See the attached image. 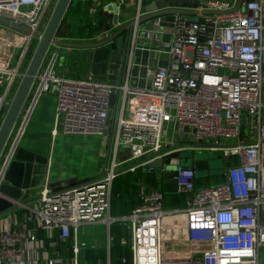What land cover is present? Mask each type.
Listing matches in <instances>:
<instances>
[{
  "label": "built area",
  "instance_id": "built-area-1",
  "mask_svg": "<svg viewBox=\"0 0 264 264\" xmlns=\"http://www.w3.org/2000/svg\"><path fill=\"white\" fill-rule=\"evenodd\" d=\"M53 1L0 0V18L29 31L0 23L7 30L0 33L3 114L9 105L4 97L13 83L17 87L20 69L33 52L30 43L37 39L31 33L41 34ZM91 1L98 6L112 1L120 12L123 0ZM193 1L195 19L171 15L169 38L163 39V31L139 28L136 20L147 12L143 1L135 0L118 81L60 74L57 52L47 48L20 123L13 124L0 152V183L43 93L55 95V113L65 133L108 132L107 162L87 180L42 189L23 202L7 198L12 205L0 213V264H79L83 243H77L78 227L99 223L107 230L115 222L128 228V239H121L120 245L129 247V264H259L258 251L264 247V0H240L235 10L238 0ZM145 22L163 29L161 17L141 24ZM122 23L117 21L118 26ZM136 50L163 54L167 62L142 67L133 61ZM135 65L142 68V85L131 75ZM179 135L193 141L180 142ZM224 139L232 142L221 145ZM201 149L228 160L221 169L223 181L194 186L195 171L170 158L173 192L183 195V206L164 207L163 192L150 189L139 193L128 215L110 216L111 184L117 175L171 153ZM174 226L184 229L185 237L178 241L186 243L184 252H175L170 238L163 236L162 230Z\"/></svg>",
  "mask_w": 264,
  "mask_h": 264
},
{
  "label": "crops",
  "instance_id": "crops-1",
  "mask_svg": "<svg viewBox=\"0 0 264 264\" xmlns=\"http://www.w3.org/2000/svg\"><path fill=\"white\" fill-rule=\"evenodd\" d=\"M126 1L128 0H123V3ZM130 1L133 2V10L131 11V14L127 15L125 12H119V21H123L122 25L125 24V22L129 20V18H131L132 14L134 13L135 0ZM150 1L152 0H146V3H143L144 6ZM88 2V9H90V20L93 21L96 15H101L103 17L101 29L95 32L90 31L91 28L89 24L87 26V30L92 33L91 35L88 36L87 34L90 33H88V31L86 30L83 33L86 38L81 39L76 37L75 39H69L70 41L90 43L95 42L99 39H104L109 34V32L103 31L106 24H108V27L110 26V22H108V20L100 13V9L103 6L102 4L107 5L113 4L114 2L104 1L101 4L98 3L99 6L96 5L93 1L89 0ZM166 2H170V4L183 5L184 7H190L191 3L194 1L168 0ZM93 9H95V12H93ZM189 9H191V7ZM168 15L171 14H167V17L161 16V19L163 21V39H168L169 33L171 31L170 22L173 17H169ZM110 30L111 32L116 31L115 28H112ZM95 35L97 36L96 38ZM59 39L67 40L64 38ZM105 47L106 45L102 46L101 49ZM51 49L54 50V47H52ZM59 50H61V48ZM58 51H56L58 55V65L60 63L62 64L61 72L66 76L69 75L73 77H79L82 75L91 74L95 79L101 81L119 80L120 71L118 69V65L116 68H112V63L109 62L107 63V65H104L103 63L107 60V58H110V56H104L105 54L103 53V51H99V49L97 51H82L79 49L65 48L60 52ZM133 61L136 64L140 63L142 67H154L166 64L167 57L157 52L136 50L133 53ZM67 68L69 69V72H67ZM23 70L24 69L21 68L20 72H23ZM131 75L135 77L137 76V85H142L145 83V80L143 79L142 68H138L137 65L132 68ZM14 85L15 83L10 86L7 95L4 97L6 102H10L11 100L13 92L16 89V86ZM3 89L4 88H2V90ZM28 98L29 95L27 94L26 99H24V103L21 107L20 114L17 117L13 127L19 125L20 116L25 109ZM3 112L4 108H2L0 111V121L3 117ZM62 125L63 121L61 116L56 115L55 113V97L49 93L41 94L37 98L30 112V115L28 116L24 132L14 149L15 158H17V161L22 162L24 167L21 181V197L17 199V201L23 202L30 200L36 197L42 189H58L62 188L65 183L80 182L82 180H87L89 178L95 177L100 172L101 166L107 162V150L109 144L108 135L106 136L105 134L92 133H65L62 129ZM242 131H246V122L242 124ZM220 141H223V139H220ZM99 159H102L101 163ZM145 171L146 172H142L147 175L148 170ZM152 172L155 183V188L153 189H166L169 185L162 183L161 178L156 173V171L153 170ZM195 178H197L198 181L197 186L211 185L213 183L216 184L223 181V177L221 175H217L216 173H208L204 176L195 175ZM136 185L138 189V195L140 192L149 189L148 181L137 180ZM125 195L127 197L125 202L120 201L118 206L115 208V213L112 209L110 213L116 214V216H125L128 215L131 210L138 204L135 199L134 202L132 201L133 198L128 196L129 193H126ZM181 197V200H178L176 203L170 202L169 205H164L163 200L164 207L171 208L183 206L184 197L183 195H181ZM126 212L129 213L125 214ZM162 232L164 234V237L170 238L169 243L172 242L175 252L186 251L184 249L187 248L186 243L183 241L178 243V241L182 240L185 237L184 229L182 226H174L170 229H164L162 230ZM102 233L103 237L101 240L94 239L93 245H89L87 248H84L83 246L79 250V258L80 260L82 259V264H110V258L112 257L113 235L111 234L109 227L107 230L105 228L102 229ZM121 239L127 240L128 237ZM115 255H117V253H115ZM121 259L124 258L122 257Z\"/></svg>",
  "mask_w": 264,
  "mask_h": 264
},
{
  "label": "water",
  "instance_id": "water-1",
  "mask_svg": "<svg viewBox=\"0 0 264 264\" xmlns=\"http://www.w3.org/2000/svg\"><path fill=\"white\" fill-rule=\"evenodd\" d=\"M168 1V0H166ZM165 0H155L150 4H147L143 7V11L147 12V14L139 17L136 22L139 24L140 29L151 30L161 32L163 29L161 27H153L150 22H142L151 19L153 17H161L167 14L171 15H186L192 16L196 15V10H193L196 6L194 2L191 3V9H184L183 5L170 4V2H166ZM73 6L75 4V0H56L52 11L46 21V24L39 35L38 33H31L33 38L37 39V43L34 46L33 52L29 58L27 66L25 67L21 79L19 80L17 87L11 97L9 105L3 117L0 121V152L2 147L7 139L10 129L12 128L17 115L22 107L26 94L28 92L29 86L36 75V72L40 66L42 58L50 45H54L58 48L65 47L67 49L70 48H82L83 50H98L103 51L104 56L107 60L103 63L107 65V63H112L111 67L116 68L118 65V69H121L125 53L127 47V37L129 28L133 25V20H130L123 24L122 26L117 27V21L119 20V11L116 5L107 4L105 7H101L100 13L110 22V26L108 24L105 25V29L103 32L107 31L109 34L104 39H99L95 42L90 43H79V42H69L65 40H61L59 38L54 37L55 29L66 9V7L70 4ZM240 0H238L237 4L232 10H235L239 6ZM214 12L211 11H203L201 14H212ZM0 23L16 28L24 33H28L29 31L21 26L13 24L6 19L0 18ZM115 28L116 31L111 32L110 29ZM117 38L120 39V44L117 43ZM106 45L105 48L101 49L102 46ZM97 53V52H95ZM112 96L109 98V103H111ZM110 122V111L107 112L105 124L108 125ZM178 140L180 142L186 141L190 142L193 139H189L187 136L179 135ZM178 158L177 153H171L162 159L158 158L152 162H148L142 166L143 169L149 170L153 169L160 176L163 184L174 185L175 180L172 178L174 165H172L169 161L170 158ZM186 164L181 165L178 162L179 166L192 168L194 171H203L208 168V161L205 158H184ZM1 162V160H0ZM24 167L22 162L17 161L15 158V154L13 153L10 162L8 163L6 170L3 174V180L0 183V213L9 209L12 205L7 198L17 200L21 197V181L23 175ZM217 175H221V170L215 172ZM71 183H65L63 185L67 186ZM24 197V196H22Z\"/></svg>",
  "mask_w": 264,
  "mask_h": 264
},
{
  "label": "trees",
  "instance_id": "trees-1",
  "mask_svg": "<svg viewBox=\"0 0 264 264\" xmlns=\"http://www.w3.org/2000/svg\"><path fill=\"white\" fill-rule=\"evenodd\" d=\"M88 1L89 0H77L76 4L74 6H70L72 8V13L74 14V13L78 12L80 8L81 9H83V8L88 9L89 8V4H88L89 2ZM82 12H83V14H82L83 21H81V22L80 21H73V22H69V24L67 23V21H65V25H62L60 28L61 32H56V34L59 35L56 37L64 38L67 40L72 39V38L75 39L76 37L81 38V39L86 38L83 33H84V31L87 30V26L89 25L90 22L88 20V16L86 15V12L84 10H82ZM97 16L98 17L96 19H97V21H99V25L97 26L98 28L96 29V31L101 29V25L103 23V17L101 15H97ZM88 33H90V32L88 31ZM91 34L92 33L87 34V35L89 36ZM30 55H31V52L29 53L28 58ZM142 171L146 172L145 170H141V168L137 167L133 171L119 174L113 179L112 184H111L110 201H109V214H110V216L116 217V214L110 213L111 209L114 212L115 208L118 206L120 201L125 202V200L127 198L125 195L126 193H129L128 196L133 198V200H132L133 202L135 199L138 203V194H137L138 189H137V185H136L137 180L148 181V184H149L148 186L155 188L154 179L148 177ZM197 182H198L197 178H194V186H197V184H198ZM165 186H167V185H165ZM167 188L164 190H161L163 192L164 205L165 204L169 205L170 202L176 203L178 200H181V198H182L181 196L178 197L173 193V187L172 186L169 185ZM128 213L129 212H126L125 214H128ZM125 214H123V215H125ZM109 230H110L111 234L113 235L112 257L110 258V264H129V259H130L129 247L127 245L124 247L119 245V240L121 238H127L128 237V230H127L126 226L121 225L118 222H115V223L110 224ZM126 252H127V255H126ZM115 253H117V255H115ZM122 257L124 258L123 263L121 262Z\"/></svg>",
  "mask_w": 264,
  "mask_h": 264
},
{
  "label": "rangeland",
  "instance_id": "rangeland-1",
  "mask_svg": "<svg viewBox=\"0 0 264 264\" xmlns=\"http://www.w3.org/2000/svg\"><path fill=\"white\" fill-rule=\"evenodd\" d=\"M76 1L77 0H75V4H76ZM142 1H143V3H146V0H142ZM70 6H72L71 2L66 7V9H65V11H64V13H63L58 25H57V27L55 29V32H54V37L55 38H58L56 36H59V35L56 34V32H61L60 28H61L62 25H65V21H67L68 24H69V22H73V21H80V22L83 21V17H82L83 12H82V10H84L86 12V15L88 16V20L90 22L89 24H90L91 31H96V29L98 28L97 26L99 25V21H97V19H96L98 17L97 15L95 16V19L93 21H91L90 18H89V10L90 9H86V8L81 9L80 8L78 12L73 14L72 13V8ZM189 8H190L189 6L184 7V9H186V10H188ZM48 10H50V6L48 7ZM132 10H133V2L132 1L128 0V1H126L124 3H123V1H121V3H120V11L125 12L127 15H130ZM168 16L172 17L171 15H168ZM46 17H47V13L44 15V17L42 19V25L45 23ZM163 17H167V15H165ZM181 17H185V15H181ZM190 19H192V20L195 19V16L194 15L190 16ZM128 21L129 20H127V22ZM0 33L1 34L7 33V30L3 29L2 27H0ZM8 33L10 35L12 34L9 31H8ZM65 41L73 42V41H70L69 39L65 40ZM36 43H37V40H33L30 43V46L31 47L35 46ZM117 43L120 44V39H118V38H117ZM50 46H53L54 50H56V51H58L60 48H61V50L65 49V47L55 48L56 46H54V45H50ZM73 49H79V50L85 51L82 48H73ZM61 50H59L58 52H60ZM16 51H17V49H16ZM13 62H14V58H12V64H13ZM55 65H56V63H55ZM56 66H58V68H57L58 73L63 74L61 72L62 71V64L60 63L58 65V60H57V65ZM67 72H69L68 68H67ZM69 77H73V76H69ZM49 94H52L55 97V95L53 93H49ZM263 102H264V96H263ZM263 111H264V108H263ZM113 115L114 116H113V119H112V129H113V126H114L116 111H114ZM104 134L107 136L108 132H105ZM166 135L169 136L170 132L168 131L166 133ZM230 142H232L231 139H224V142H220V144L228 146ZM108 151H109V149H108ZM187 157H189V158H205L208 161V168L206 170H203V171H195V175L196 176H198V175L199 176H204V175H206L208 173L218 172V171H220L223 168V166L225 165V162L227 161V159L225 157H222L220 155V153H218V152H213V151H208V150H202L201 149L199 151L184 150V151L179 152V154H178V162L181 165L186 164L187 162L184 161V158H187ZM101 161H102V159L100 160V163H101ZM141 170H145V169L141 168ZM147 176H149L150 178L153 179V172L148 170ZM214 184L215 183H213L211 185H214ZM154 186H155V184H154ZM150 189H153V188L151 186H149V189H147V190H150ZM175 195L178 196V197L181 196V195H177V194H175ZM102 229H104V226L102 224H99V223H91V224L80 225L78 227V229H77V243H78V245L80 246V243L82 242L84 248H87L89 245H93V240L94 239H100L101 240L102 237H103ZM258 261H259V264H264V247L260 248L259 251H258ZM79 264H82V259L79 261Z\"/></svg>",
  "mask_w": 264,
  "mask_h": 264
}]
</instances>
